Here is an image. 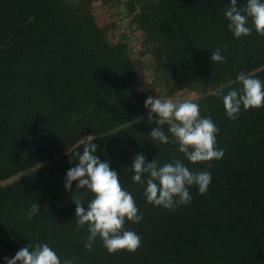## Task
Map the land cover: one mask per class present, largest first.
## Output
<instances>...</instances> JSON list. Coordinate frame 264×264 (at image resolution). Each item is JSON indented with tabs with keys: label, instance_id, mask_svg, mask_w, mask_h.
<instances>
[{
	"label": "trees",
	"instance_id": "trees-1",
	"mask_svg": "<svg viewBox=\"0 0 264 264\" xmlns=\"http://www.w3.org/2000/svg\"><path fill=\"white\" fill-rule=\"evenodd\" d=\"M70 1L0 0V183L29 171L0 185V264L36 243L74 264H264V107L241 108L230 120L222 97L212 95L242 87L241 72L264 81V37L253 30L234 38L224 15L229 0H123L119 11L133 39L119 33L115 0ZM96 1L112 7L102 27ZM217 48L222 63L210 60ZM140 67L164 76L168 96L211 90L195 102L219 129L222 159L194 165L178 145L152 139L142 119L149 95L137 89ZM90 135L95 155L118 173L142 216L125 224L141 237L134 254H109L99 237L90 251L84 247L87 225L77 226L71 199L77 182L71 191L64 182ZM137 154L146 163L181 159L192 171H209L210 186L204 195L192 186L191 202L174 210L154 206L128 170ZM91 199L83 198L85 207ZM36 203L39 213L29 218Z\"/></svg>",
	"mask_w": 264,
	"mask_h": 264
},
{
	"label": "clouds",
	"instance_id": "clouds-1",
	"mask_svg": "<svg viewBox=\"0 0 264 264\" xmlns=\"http://www.w3.org/2000/svg\"><path fill=\"white\" fill-rule=\"evenodd\" d=\"M229 21L228 29L234 38L248 37L255 30L258 36L264 37V0H247L244 7H239L237 0H229V7L224 12ZM251 21V25H249ZM226 47V46H225ZM225 57L217 48L210 55L211 62L222 63ZM242 87L233 88L224 93L216 89L212 95L222 97L223 107L230 120L239 117L241 108L260 109L264 107V81L244 72L236 77ZM148 110L149 123L155 122L157 127L149 133L154 141L160 144L178 145L177 151L192 164L218 161L224 155V149L217 147L216 135L219 131L211 117H202L198 103L190 100H173L149 96L144 102ZM168 125V131L161 130ZM95 136L90 135L80 140L82 153L74 155L78 163L66 173L65 191H71L75 181L77 195L71 197L75 204V216L78 227H85L89 233L84 245L90 251L99 237L109 254L126 251L137 252L141 245V237L134 231L125 228L126 222L139 223L142 216L133 195L124 189L118 173L111 169L107 160L101 162L95 155L97 145L93 143ZM132 181L144 186L146 201L166 210L189 204L192 195L189 189L198 188L204 195L211 183L209 171H192L181 159H174L162 166L154 158L146 163L143 154L133 157L130 169ZM84 189V192H80ZM92 194L87 207L83 198ZM39 213V205L33 204L28 216L32 218ZM7 264H74L71 259L61 260L47 243H36L21 248L12 259L6 258Z\"/></svg>",
	"mask_w": 264,
	"mask_h": 264
},
{
	"label": "rangeland",
	"instance_id": "rangeland-1",
	"mask_svg": "<svg viewBox=\"0 0 264 264\" xmlns=\"http://www.w3.org/2000/svg\"><path fill=\"white\" fill-rule=\"evenodd\" d=\"M92 4H93V5H91L92 11L94 12L95 9H97V11H98L99 10L98 9V7H99L98 5L99 4L98 5L94 4V3H92ZM124 5H125V3L123 2V0H115V3L112 4L113 8L112 7H110V8L108 7V10H110L112 8L113 9V14L112 15L115 17V15L118 13L120 8L125 9ZM93 8H94V10H93ZM114 8H116V9H114ZM81 9H83V8H82V4L80 3L79 6H78V10L80 11V13H81ZM108 10L106 8V10H105L106 13H107ZM150 51H152V49ZM146 62H147L146 66H148V67L152 64L151 61H150V56L147 58ZM152 78H153V82H151ZM137 81H138L137 82V89L139 91H146L149 96H152L154 98H156L157 96H160L162 98H171L173 100H190V101L195 102L198 99H200L201 97L205 96L208 92H211V90L204 91L201 87H195L192 90H183V91H180V92H177V93L173 94L172 96H168V90L165 87L166 79H164V76H162L161 74H159V75L158 74H154V72H152V70H150L148 68L147 69L141 68V70H140V72L138 74ZM147 115L148 114L143 116V118H142L143 121L149 127H151V129L157 127L155 122H153V123H149L148 122ZM163 126L164 125L160 126L161 130H162ZM28 172L29 171L22 172V173H20V174H18L16 176L6 180V181L0 183V185L4 186V185L11 184L14 181L26 176L28 174Z\"/></svg>",
	"mask_w": 264,
	"mask_h": 264
},
{
	"label": "built area",
	"instance_id": "built-area-1",
	"mask_svg": "<svg viewBox=\"0 0 264 264\" xmlns=\"http://www.w3.org/2000/svg\"><path fill=\"white\" fill-rule=\"evenodd\" d=\"M117 15L115 21L118 25L119 33H126L131 36V39H133L132 36H134V34L131 33V31L134 30V27L129 24L130 19L125 17L124 14H121V11H118ZM133 46H135L134 43Z\"/></svg>",
	"mask_w": 264,
	"mask_h": 264
},
{
	"label": "crops",
	"instance_id": "crops-1",
	"mask_svg": "<svg viewBox=\"0 0 264 264\" xmlns=\"http://www.w3.org/2000/svg\"><path fill=\"white\" fill-rule=\"evenodd\" d=\"M77 1H80V0H71L70 1V3H72V4H76V2ZM79 3V2H78ZM94 4H99L98 6V11H97V9H95L94 10V8H93V10H94V12H93V15H94V17H95V19H96V22H97V24H98V26L99 27H102V25H104V24H106L105 22H106V18H105V14H106V8H107V10H108V6L109 5H104V4H102L101 3V1H96V2H93ZM93 5V4H92ZM97 7V6H96ZM103 7V8H102ZM102 8V9H101ZM110 8V7H109Z\"/></svg>",
	"mask_w": 264,
	"mask_h": 264
}]
</instances>
